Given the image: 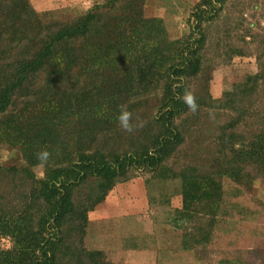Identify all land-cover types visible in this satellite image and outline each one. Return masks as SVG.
<instances>
[{"label":"trees","instance_id":"obj_1","mask_svg":"<svg viewBox=\"0 0 264 264\" xmlns=\"http://www.w3.org/2000/svg\"><path fill=\"white\" fill-rule=\"evenodd\" d=\"M147 1L106 0L52 29L30 0H0V149L19 153L0 165V239L12 241L0 264H113L87 245L90 215L140 176L149 188L178 184L174 219L191 225L184 249L201 261L231 215L227 184L264 181V40L240 36L254 42L259 71L215 97L213 72L252 53L207 43L204 25L226 0H198L179 39L146 17ZM82 37L76 51L60 49Z\"/></svg>","mask_w":264,"mask_h":264},{"label":"rangeland","instance_id":"obj_2","mask_svg":"<svg viewBox=\"0 0 264 264\" xmlns=\"http://www.w3.org/2000/svg\"><path fill=\"white\" fill-rule=\"evenodd\" d=\"M30 1L55 29L65 21L83 19L93 6L106 0ZM197 3L198 0H148L145 15L163 19L171 39H179L189 34V16ZM204 28L210 49L222 50L225 43L234 41L245 42L252 52L213 72L210 92L220 97L246 76L259 71L254 42L248 37L241 41L240 36L254 33L261 45L264 0H226L219 18ZM95 34L90 32L89 36L94 38ZM85 39L60 40V49L76 51ZM18 154L13 149H0V165L15 164ZM37 173L42 176V169L37 168ZM177 186L166 182L149 188L142 176L117 185L90 215L88 247L106 251L113 264H227L225 260L230 264H264V181H256L251 190L227 184L225 201L230 204L231 215L218 225L210 245L200 247L201 253H208V260L201 261L195 258L191 248L184 249V234L191 225L181 221L179 226L174 219L176 209L182 208ZM167 196L169 203L165 202ZM187 243L190 246L189 239ZM11 246L10 238L0 239V250Z\"/></svg>","mask_w":264,"mask_h":264},{"label":"clouds","instance_id":"obj_3","mask_svg":"<svg viewBox=\"0 0 264 264\" xmlns=\"http://www.w3.org/2000/svg\"><path fill=\"white\" fill-rule=\"evenodd\" d=\"M185 102L188 104L191 110L195 111L196 106L190 95L185 96ZM128 120H129V114L127 112L122 111L121 114L118 116V122L120 126L126 131L130 130Z\"/></svg>","mask_w":264,"mask_h":264}]
</instances>
